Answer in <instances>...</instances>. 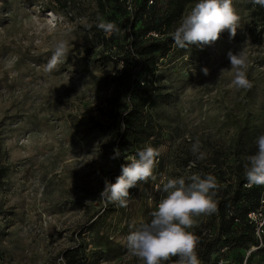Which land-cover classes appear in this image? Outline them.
<instances>
[{
	"label": "rangeland",
	"instance_id": "rangeland-1",
	"mask_svg": "<svg viewBox=\"0 0 264 264\" xmlns=\"http://www.w3.org/2000/svg\"><path fill=\"white\" fill-rule=\"evenodd\" d=\"M128 1L101 0V9L97 0H0V264H66L71 252L75 264H142L129 257L126 237L151 220L165 195L157 186L201 172L217 177V196L230 193L239 172L238 136L245 163L257 150L264 134V38L249 32L252 0H233L241 17L235 37L225 30L214 44L187 50L174 43L153 77L136 72L135 98L124 50ZM196 2L188 0L183 16ZM101 21L116 23L121 33L104 32ZM65 34L72 52L47 74L44 65ZM229 50L248 55L250 90L229 86ZM146 87L152 104L126 136L125 112ZM197 139L208 154L202 161L190 150ZM145 144L161 149L156 179L130 189L127 207L106 202L99 196L105 180L115 183L121 164ZM114 149L119 158H111ZM254 218L264 222L263 207ZM197 220L190 230L200 240L211 220ZM204 264H264V234L262 245L246 251L219 245Z\"/></svg>",
	"mask_w": 264,
	"mask_h": 264
},
{
	"label": "clouds",
	"instance_id": "clouds-1",
	"mask_svg": "<svg viewBox=\"0 0 264 264\" xmlns=\"http://www.w3.org/2000/svg\"><path fill=\"white\" fill-rule=\"evenodd\" d=\"M252 3L264 7V0H252ZM240 19L233 0H197L181 18L178 27L171 34L172 39L177 47L186 50L193 45L210 46L225 30L229 32L230 38L235 37L240 28ZM97 27L108 34L121 33V29L111 21H101ZM72 49L73 43L66 38V34L58 39L54 43L50 59L44 65V72L51 74L57 71ZM227 58L234 74L229 86L236 90H250L253 82L248 78V55L243 50L235 53L229 50ZM227 70L221 69V74ZM202 71L205 75L208 74L207 68ZM255 144L256 152L245 158V176L249 186H264V134L256 138ZM202 147L199 139L191 144L190 150L198 161L206 159L208 155L201 150ZM160 155V148L145 144L137 150L136 155L128 157L127 163L121 164V174L116 177L115 183L105 180L99 196L106 202L127 207L130 189L137 187L140 182L156 179L153 170ZM119 157L120 151L114 149L111 158ZM88 161L81 163L79 167ZM35 185L43 190L39 179L35 181ZM219 188L217 177L211 173L196 172L166 178L162 187L157 186V190L165 195L151 213V220L141 224L126 237L129 257L142 261V264H201L197 251L199 236L190 229L198 223L197 218L218 211L216 196Z\"/></svg>",
	"mask_w": 264,
	"mask_h": 264
},
{
	"label": "trees",
	"instance_id": "trees-1",
	"mask_svg": "<svg viewBox=\"0 0 264 264\" xmlns=\"http://www.w3.org/2000/svg\"><path fill=\"white\" fill-rule=\"evenodd\" d=\"M102 9L101 0H97ZM130 0L122 5L127 9L131 23L129 25L128 40L125 44L126 61L131 66L133 74L128 77L130 95L133 96V80L136 72L145 70L148 76L153 77L159 59L164 58L174 44L172 33L178 27L188 0ZM152 2L149 6V2ZM138 27V28H137ZM249 32L258 41L264 38V7L257 4L251 11V24ZM156 34L157 37L151 36ZM145 37L144 39L142 37ZM136 104L130 103L125 112L126 136L136 132L137 121L147 116L152 104L153 92L144 88L138 92ZM135 98V96H133ZM144 136L150 139L147 129H141ZM124 139V138H123ZM240 135L236 143L238 169L233 188L230 193L216 196L218 211L208 215L211 222L209 234L199 240L198 255L201 264L208 263L212 252L219 245L237 250H249L262 245V236L256 234V225L250 221L248 215L259 213L264 208V192L261 186L247 184L245 176V162L239 157ZM118 166L116 167V171ZM74 252L64 256L66 264H75Z\"/></svg>",
	"mask_w": 264,
	"mask_h": 264
},
{
	"label": "built area",
	"instance_id": "built-area-1",
	"mask_svg": "<svg viewBox=\"0 0 264 264\" xmlns=\"http://www.w3.org/2000/svg\"><path fill=\"white\" fill-rule=\"evenodd\" d=\"M151 3H152V2L150 1L149 4H151ZM151 36H153V37H157L156 34H151ZM257 214H258V213H257ZM257 214H253V213H251V214L248 215V218L250 219V221H252V222L255 223V225H256V234H257V236L260 238V237L262 236V234H264V225H263L264 222H263V223H262V222H258L259 219L254 218L255 215H257Z\"/></svg>",
	"mask_w": 264,
	"mask_h": 264
}]
</instances>
